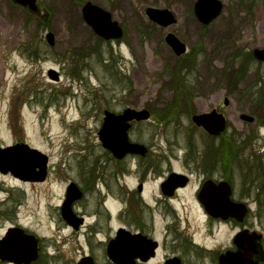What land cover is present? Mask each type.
Here are the masks:
<instances>
[{
	"label": "rangeland",
	"instance_id": "rangeland-1",
	"mask_svg": "<svg viewBox=\"0 0 264 264\" xmlns=\"http://www.w3.org/2000/svg\"><path fill=\"white\" fill-rule=\"evenodd\" d=\"M195 1L36 0L39 12L32 14L13 0H0V146L23 141L48 156L49 184L80 183L87 169L103 168L110 175L116 168L96 138L103 111L149 109L150 123L139 125L130 138L151 146L153 159L164 157L154 161L159 168L170 164L179 170L175 158L185 154L204 170L212 164L233 185L235 200L248 206L245 224L261 236L264 252V63L251 57L252 50L264 48V0H219L221 14L208 25L195 18ZM86 2L110 12L123 29L121 39L103 40L93 32L80 13ZM149 7L169 10L176 22L162 28L145 15ZM167 32L187 45L184 57L174 59L163 40ZM48 33L53 35L50 46ZM224 98L229 101L226 137L207 143L190 116L221 105ZM239 110L254 122L242 126ZM135 164L131 161L129 168ZM124 183L128 190L134 185L129 178ZM47 192L46 185L25 188L26 208L17 214L25 225H46L44 204L52 200ZM113 194L121 196L119 190ZM178 197L174 208L180 235L204 248L230 245L231 225L210 222L186 204L185 195ZM92 206L93 201L84 212L90 215ZM159 214L145 212L147 231L160 238L169 223L172 235L171 215L161 220ZM82 232L76 238L71 234L62 252H49L56 257L50 264L78 262L84 253L77 246L85 237ZM212 255L195 252L187 259L210 264Z\"/></svg>",
	"mask_w": 264,
	"mask_h": 264
},
{
	"label": "flooded vegetation",
	"instance_id": "flooded-vegetation-1",
	"mask_svg": "<svg viewBox=\"0 0 264 264\" xmlns=\"http://www.w3.org/2000/svg\"><path fill=\"white\" fill-rule=\"evenodd\" d=\"M14 4L25 12L26 10L30 12L26 6L23 7L16 2ZM174 59L177 60V58ZM222 100L221 105L219 103L211 104L205 110L190 116V120L195 115L206 116L202 122H207V119L214 120L220 116L223 117L225 130L219 136H212L203 127L193 124L200 133H203L207 143L214 144L226 137L228 123L224 110L229 105V101L226 98ZM125 109L127 108L117 113L114 112V114L119 115ZM132 110H145L149 115L148 120L131 121L126 132L129 141L143 145L145 152L138 155L127 154L120 159H115L101 147L107 162H112L116 166L110 175L103 174L105 171L103 168L87 169L81 175L83 180L80 183L67 180L63 186H59V184L54 186L48 183L51 180L48 156L47 168L43 176L41 170L35 167L30 172L31 175L19 177L15 173L12 174L6 163L4 166L0 164V264H50V259L56 257L55 254L49 252H57V254L62 252L64 246L71 243V234L76 238L82 230L85 237L83 242L77 246L80 252L84 253L79 257V261L74 264H78L82 260H84V264H170L172 260L177 261V264H198L191 261L190 258L192 257L187 259V254L193 255L195 252L198 254L213 252V255L209 257L210 264H220L218 257L238 251L235 243L236 234L243 230L247 233L252 232V230L245 222L238 224L232 217L227 219L213 218L205 211V208L209 207L213 201H219V193L216 195L215 191L220 189V185H223L228 193L227 195L224 194V200L228 196V200L225 201L237 202L230 181L225 177L222 179L218 172L213 170L212 164L211 168H208L209 170L199 168L197 159L189 156V154H185L182 159L175 158V161L181 166L179 170L172 169L170 164L166 165V168L157 167L154 161L164 159V157L153 159L152 155L155 152L151 146H145L130 138V135L135 132L139 125L150 123L152 113L145 108ZM238 114L239 119L243 115L242 110H239ZM253 122V118L250 123L241 121L242 126ZM101 125L102 119L100 127ZM22 142L14 141L6 146ZM131 161L137 163L133 170L129 168ZM124 178L134 181L133 187L129 190L125 188L127 185L124 183ZM42 185H46L47 193H49L48 199L52 198V200L44 204L46 225L38 222L39 227L33 228L31 225V227L25 225L17 214L19 209L26 208L25 188ZM71 185L75 187L74 191H76L72 194L68 192ZM123 188L127 189L125 197H123L125 191ZM118 190L121 196L110 195L114 191L118 192ZM184 195L186 196V204L200 210L210 222L224 226L226 224L231 225L233 233L230 235L229 246L224 249L204 248V246L193 241L192 237L179 234L180 218L174 208V203L181 201L178 196L183 197ZM107 198H110V204L107 203ZM67 201L69 202L68 206L66 205ZM92 201L93 210L90 211L91 214L89 215L84 211ZM151 209L159 210L161 220L165 219L167 213L171 215L175 226L172 235L173 228L169 223H165L164 228H162L164 229L163 236L161 235L160 238L156 236L154 230L147 231L148 227H145L142 220L145 217V212ZM66 210L69 211V223L72 217V225L63 217V212ZM53 216L56 217L55 220ZM118 221L120 222L118 226H111ZM235 224L239 225L237 233H235ZM104 228L107 231L102 236ZM61 230L68 232V235L62 237L59 234ZM98 236H102L101 240L97 238ZM246 236L249 235L246 234ZM83 246H85V250H83ZM107 252H117L120 257L119 261L114 263L108 257ZM254 259L257 264H264V252L260 247Z\"/></svg>",
	"mask_w": 264,
	"mask_h": 264
},
{
	"label": "water",
	"instance_id": "water-1",
	"mask_svg": "<svg viewBox=\"0 0 264 264\" xmlns=\"http://www.w3.org/2000/svg\"><path fill=\"white\" fill-rule=\"evenodd\" d=\"M14 2L27 7L31 12L37 13L34 0H14ZM222 10V5L219 0H196L193 6V13L195 18L203 24L208 25L214 19L219 16ZM81 15L84 22L93 30V32L104 40H118L122 37V29L116 22L111 20L110 12H106L101 7L86 2L81 7ZM145 15L152 22L166 28L172 25L175 20L173 15L167 9H155L146 8ZM46 41L50 45L53 44V35L48 33ZM165 43L173 50L176 56H180L185 52V46L177 40L173 34H167L163 39ZM252 57L259 62H264V48L254 49L252 51ZM56 80V77H53ZM104 119L102 127L98 133L99 141L104 149L108 150L115 158L120 159L127 153L131 154H143L145 149L137 144L129 143L126 136L128 128V122L131 120H145L148 114L145 112H135L133 110H125L122 115L114 116L113 113L104 112ZM206 116H194L192 118L193 123L198 126H202L205 130L213 135H219L224 129V121L220 116L218 119H207V122H202ZM243 120L251 121L250 118L242 116ZM43 158V159H41ZM7 164V168H10L12 174L15 173L19 177L31 175L32 169L38 167L41 170L42 176L45 169V157L35 149L29 148L25 144L15 145L13 147H7L0 149V164L2 166ZM42 179V177H41ZM71 189V191H70ZM75 187L71 185L68 192L74 193ZM218 194L219 201H213L208 208H206L209 215L214 218L226 219L232 217L241 222L245 217L246 208L241 204H231L224 200V194H228L226 188L220 186V189L215 191ZM227 198V197H226ZM75 199V198H74ZM72 200V198H71ZM66 205H69L67 201ZM69 211H64L63 217L68 220ZM71 217V225L72 223ZM69 223V222H68ZM69 223V224H70ZM259 236L252 235L249 239L245 236V232L240 233L236 237V246L242 252H236L230 258L228 254L219 258L220 264H256L253 261V255L257 253L258 245L256 242L259 240ZM108 257L117 263L120 259L117 252H107ZM79 264H84L82 260ZM170 264H177V261L172 260Z\"/></svg>",
	"mask_w": 264,
	"mask_h": 264
}]
</instances>
